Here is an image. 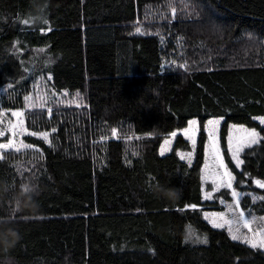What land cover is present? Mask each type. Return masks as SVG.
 <instances>
[{
	"label": "trees",
	"instance_id": "1",
	"mask_svg": "<svg viewBox=\"0 0 264 264\" xmlns=\"http://www.w3.org/2000/svg\"><path fill=\"white\" fill-rule=\"evenodd\" d=\"M138 22L161 32L126 35ZM40 81L56 98L29 111L24 96ZM9 84L8 109L26 111L28 130L49 132L52 146L27 136L33 148L0 160V264H264L204 221L225 206L204 200L201 179L204 127L221 119L236 190L264 195L251 183L264 181V143L240 169L227 151L232 125L264 137V0H0V90ZM192 120L200 134L188 165L178 151L190 150L181 134ZM160 186L181 198L159 196ZM185 204L197 209L177 211ZM252 207L264 214V201ZM189 225L207 244L186 242Z\"/></svg>",
	"mask_w": 264,
	"mask_h": 264
},
{
	"label": "snow or ice",
	"instance_id": "2",
	"mask_svg": "<svg viewBox=\"0 0 264 264\" xmlns=\"http://www.w3.org/2000/svg\"><path fill=\"white\" fill-rule=\"evenodd\" d=\"M171 6V5H170ZM173 15L175 14V7H172ZM23 23L25 25L28 24V20H24ZM43 23L47 24L48 21L45 19L43 20ZM48 31H51V28L49 27ZM141 30L139 27L136 28V32L139 33ZM249 39H254V37L250 36ZM181 68H185V65H180ZM27 71V69H25ZM48 80L52 79L51 75H48ZM9 88L12 87L11 84L8 85ZM53 96H55V93H52ZM67 95V93H65ZM79 95V93H77ZM46 97L40 96L37 97L36 100H39L42 103H44ZM25 105L26 107L36 106V100L33 99V97L29 95L24 96ZM49 114L53 112L52 108H48ZM5 115L4 111H0V124L3 123L2 117ZM12 116L16 118V122H12L11 120L8 122V128L7 131L11 133L12 138L7 139V143H0V150H12L17 153L21 151V149H31L34 146L31 144H23L22 142L20 144H17L13 138H15L18 134H23L26 132V128L24 127L25 124V113L24 111H14L12 112ZM197 122L195 120H192L189 122L190 125H195ZM219 121L217 120H209L208 124L213 126V130H210L208 132L209 140L211 142L212 147V169H215V171L209 170L208 175L211 178V186L213 192H219L220 189H228L230 190L231 197L233 203L228 205L229 210L231 211L232 215L228 216L225 212H219V213H205L204 218L208 220V222L212 225L213 228H224L227 226L229 235L233 241H240L241 243L245 244L249 248L253 250H259L262 253H264V227H259L258 230H254L252 228V222L256 220V217L252 215L251 211L248 212V216L245 215V210L241 206V192L237 191L234 187V182L236 181V176L233 175V171L229 170V167L227 164H225L223 158L220 155L219 149L216 147V142L214 138V127L216 124H218ZM260 123L264 124V118H260ZM53 132H55V129H52ZM187 129L185 130V135H187ZM264 131V129H262ZM113 135L116 133V129H112ZM244 135L241 137H237L235 141V147H233V141L232 138L229 137V151L232 154V160L235 162V168L240 169L241 166L245 163L244 159L241 158V153L244 152L245 149H252L253 146L260 145L261 143H264V137L260 135V132L256 130V128L251 129H243ZM28 135L30 136H38L40 137L44 142L48 143L49 146H52V141L49 139V132H29ZM177 135L176 132H172L171 136L175 137ZM5 136V129H0V137ZM170 143L169 140H165L164 144L161 146L160 154L161 156L164 155L165 152V146H167ZM37 152L39 149H35ZM135 155V153H133ZM190 157V154H189ZM5 155L3 152H0V160H4ZM181 159H184L183 156H181ZM209 166L206 162L205 169H208ZM247 178V174H244ZM201 179L203 180L204 177L202 176ZM251 183L254 184L256 187L260 189H264V181L261 179H252ZM248 196H252L251 193H247ZM205 199H210L211 194H206ZM253 200H256L257 197L252 196ZM259 200L264 201V195L258 197ZM225 201L221 200V203L223 204ZM197 209L196 204H185L182 208H178L177 211H187L192 210L195 211ZM248 217H251L249 219ZM261 220H264V217L260 218ZM242 224L243 228L247 229V233H241L240 225ZM187 232L188 235L186 236V242L192 238L193 235H195L194 230L191 228V226H187ZM196 240L199 243L207 244L208 238L207 236H204L203 238L196 237Z\"/></svg>",
	"mask_w": 264,
	"mask_h": 264
},
{
	"label": "rangeland",
	"instance_id": "3",
	"mask_svg": "<svg viewBox=\"0 0 264 264\" xmlns=\"http://www.w3.org/2000/svg\"><path fill=\"white\" fill-rule=\"evenodd\" d=\"M172 15H173V12H172ZM137 27H139L140 30H141L139 33L136 32V28ZM171 31H173V30L172 29H168V31H165L162 34L165 36V38L174 40L176 42V44H177V45L175 44V46L177 48V51H180V48H181L180 46H182V44H183L182 41L183 40L177 33H176V35H174V34H172ZM158 32H161V31H160V27L156 26V22L153 23V24H151V23L142 24L141 22L140 23L138 22L136 25H133V26H130L129 28H127V30L125 31V34L128 35V36H141V35H149L151 33H158ZM173 35L176 36V38H172V37H174ZM167 39H165V41H163V42H165V44L168 43ZM174 56H175V54H174ZM8 89H9V87L0 90V111H4L5 112V115L2 117L3 123L0 124V129H5V136L4 137H0V143H7V139L8 138H12L11 137V133L7 131L8 122L10 120L12 122H14V123L16 122V118L12 116V112H14V111H23V110L8 109L11 106V105H9L10 103H8V101L10 100V95H9V90ZM29 96L33 97L34 100H36V98L40 97V96L46 97L44 103L49 102L53 98H56V96H53L51 94V88H50L49 84L47 82H43V81L38 82V84L34 88L33 93L31 91V94H29ZM57 99L58 100H66L65 98H62V97H57ZM44 103H42V104H44ZM42 104H41V102L39 100H36V106L35 107L28 106L26 108L29 111H33V110H36V107H39ZM24 113H25V117H24L25 124H24V127L26 128L27 131L24 132L23 134H18L15 138H13L17 144H20L21 142L23 144H27L24 141V139H25V137L30 136V135H28V133L30 131L27 128L26 111H24ZM260 118H264V117H260ZM260 118H257L256 121L261 126L264 127V124L260 123ZM211 120L219 121V123L216 124L215 127H214V138H215V142H216V147L219 149L220 155H221V157L223 158V160H224V162L226 164V161H225L224 155H223V149L221 147V142H220V129H221L223 120H221V119H211ZM196 122L197 123L195 125H190L189 124V126L187 128V130H188L187 131V135H185V131H183L182 134H181V136L184 138V140L189 143L190 150H188V151H178V156L180 157V159H181V156H183L184 159H181V160L186 162L188 165H191L192 162L195 159V149L197 147V142H198V138H199V134H200V124H199L198 121H196ZM243 129H249V128H247L245 126H239V125H232L229 128V135H228V138H227V151H228V154H229L231 159H232V154L229 151V137L232 138L233 147H235V141H236L237 137H241V136L244 135ZM210 130H213V126L209 125L208 122H207L205 124V127H204V131H205V133L207 135V143H206V148H205V164L207 162L209 168L205 169V164H204V167H203V170H202V176L204 177V179H203V197H205L206 194H211V198L210 199H205L204 198V200L205 201H209V202H215L216 199L221 196L222 198H218L219 202H221V200L225 201L223 203V205L225 206V210L222 211V212H225L228 216H231L232 213H231V211L228 208V205L233 203L230 190L222 188V189H220L219 192H213L212 191V186H211V178L208 175V171L209 170L215 171V169H212V164H213L212 147H211V142H210L209 136H208V132ZM178 136L179 135L177 134L175 137L170 136L169 138L166 139V140H169L170 143L167 146H165V152H164L163 156L168 155V154H170L173 151V147H174L175 141H176ZM34 137L40 138L38 136H34ZM163 144H164V142H163ZM253 147H255V146H253ZM27 150H29V149H23L22 148L20 152H24V151H27ZM247 150L248 149H245L244 152L241 153V158H242L243 154ZM9 151H12V150H0V152H3L4 155L7 154ZM160 151H161V148H160ZM189 154H190V157H189ZM234 187H235V182H234ZM225 193L230 198L229 201H226L224 199L225 197L222 196ZM216 196H218V197L216 198ZM247 196H248L247 193H245V192L242 193L241 192V202ZM252 196H255V195L252 194ZM252 196H250L251 204L249 205V208L247 210H245V215L248 216V212L251 211L252 215L256 217V220L252 222L251 226H252V228L254 230H258L259 227H264V220L260 219L261 217H264V214L260 215L253 209L252 205L261 202V200L258 199L259 196H255V197H257V199L253 200ZM205 213L211 214V213H219V212H207L206 211V212L202 213L204 221L212 227V225L208 222V220H206L204 218V214ZM248 218L251 219V217H248ZM213 229L224 230V231L228 232L227 226H225L224 228H213ZM240 230H241V233H247L248 232L247 229L243 228L242 224L240 225ZM186 233L188 235L187 231H186ZM228 234H229V232H228ZM196 237H199V236L195 233V235L192 236V242L194 244H202V243H199L196 240ZM237 242H240V241H237Z\"/></svg>",
	"mask_w": 264,
	"mask_h": 264
},
{
	"label": "clouds",
	"instance_id": "4",
	"mask_svg": "<svg viewBox=\"0 0 264 264\" xmlns=\"http://www.w3.org/2000/svg\"><path fill=\"white\" fill-rule=\"evenodd\" d=\"M157 194L165 199L177 201L181 198L182 191L178 188H166V187L160 186L158 188Z\"/></svg>",
	"mask_w": 264,
	"mask_h": 264
}]
</instances>
